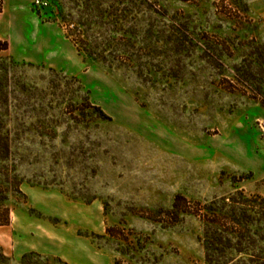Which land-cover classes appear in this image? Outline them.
Masks as SVG:
<instances>
[{
	"label": "rangeland",
	"instance_id": "374dc122",
	"mask_svg": "<svg viewBox=\"0 0 264 264\" xmlns=\"http://www.w3.org/2000/svg\"><path fill=\"white\" fill-rule=\"evenodd\" d=\"M0 42V264H264V0H1Z\"/></svg>",
	"mask_w": 264,
	"mask_h": 264
},
{
	"label": "trees",
	"instance_id": "16d2710c",
	"mask_svg": "<svg viewBox=\"0 0 264 264\" xmlns=\"http://www.w3.org/2000/svg\"><path fill=\"white\" fill-rule=\"evenodd\" d=\"M0 11H1V0H0ZM75 42V41H74ZM0 45L3 47V48H6V42H0ZM77 51L79 52V53H81V51H82V49H80V48H78L77 47ZM85 55L86 56H91L92 58H94V59H99V58H101V53L100 52H88V51H86L85 52ZM96 55H98V57L96 56ZM101 111V110H100ZM6 197L4 196V195H0V201H2V200H4ZM7 222H8V209L7 208H3V211H2V214L0 215V225H5V224H7ZM31 254H36V253H34V252H28V253H25V254H23L22 255V259H26L29 255H31ZM36 255H39V254H36Z\"/></svg>",
	"mask_w": 264,
	"mask_h": 264
}]
</instances>
